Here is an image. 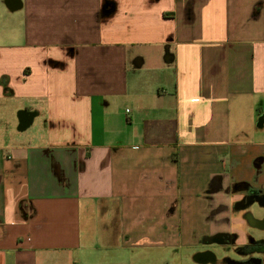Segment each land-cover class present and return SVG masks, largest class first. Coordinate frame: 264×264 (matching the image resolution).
<instances>
[{
	"label": "crops",
	"instance_id": "1",
	"mask_svg": "<svg viewBox=\"0 0 264 264\" xmlns=\"http://www.w3.org/2000/svg\"><path fill=\"white\" fill-rule=\"evenodd\" d=\"M248 189L264 0H0V264L239 260Z\"/></svg>",
	"mask_w": 264,
	"mask_h": 264
},
{
	"label": "rangeland",
	"instance_id": "2",
	"mask_svg": "<svg viewBox=\"0 0 264 264\" xmlns=\"http://www.w3.org/2000/svg\"><path fill=\"white\" fill-rule=\"evenodd\" d=\"M257 210L264 211V207H260L255 205L254 206ZM209 229V225L208 223H199V233L196 236L195 233L192 234V238H193V242L194 245L192 247H183L181 249V251L184 254V259H177V260H172L169 261V264H198L195 260H194V255L198 252H201L202 250H212V252H214L215 254V258L217 259V261H222V259H224V257L229 256V253H231L233 256L232 258H237L236 255H234L235 252L231 251L229 252L228 250H226L222 245L217 244L215 242H206V232ZM234 229V228H233ZM254 236H257L258 239L263 240V245H264V230L263 229H254L253 232ZM242 236V234H241ZM241 246V245H238ZM243 246V245H242ZM237 247V246H236ZM238 254V253H236ZM261 256L264 257V251L261 254ZM207 264H213V263H207Z\"/></svg>",
	"mask_w": 264,
	"mask_h": 264
},
{
	"label": "flooded vegetation",
	"instance_id": "3",
	"mask_svg": "<svg viewBox=\"0 0 264 264\" xmlns=\"http://www.w3.org/2000/svg\"><path fill=\"white\" fill-rule=\"evenodd\" d=\"M239 186V185H237ZM257 201L261 205H264V193H260L257 190L248 189L247 193L242 199V204H247L249 202ZM246 216L249 217L250 224L253 227L264 228V213L259 220L251 219V215L246 213ZM220 240H231V236L228 235H219L217 236ZM250 242L246 245L244 251V256L239 260H228L225 264H264V257L261 254L264 251V248L259 249L256 246L255 240L252 237L249 238ZM205 259H213V256L210 254L205 255Z\"/></svg>",
	"mask_w": 264,
	"mask_h": 264
},
{
	"label": "trees",
	"instance_id": "4",
	"mask_svg": "<svg viewBox=\"0 0 264 264\" xmlns=\"http://www.w3.org/2000/svg\"><path fill=\"white\" fill-rule=\"evenodd\" d=\"M256 246H257V248H259V249H262V248H264V245H263V243H262V242H260V241H257V242H256ZM245 249H246V246H244V247H241V248H239L238 250H239V251H241V252H244V251H245Z\"/></svg>",
	"mask_w": 264,
	"mask_h": 264
}]
</instances>
